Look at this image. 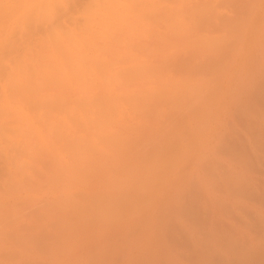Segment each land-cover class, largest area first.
<instances>
[{
	"label": "bare ground",
	"instance_id": "6f19581e",
	"mask_svg": "<svg viewBox=\"0 0 264 264\" xmlns=\"http://www.w3.org/2000/svg\"><path fill=\"white\" fill-rule=\"evenodd\" d=\"M258 2L0 0V256L49 250L46 264H80L85 233L107 223L108 209L122 213L126 190L181 139L172 132L187 108L254 67L246 39L230 34L264 13ZM206 19L224 47L204 51L206 39L192 36ZM198 180L181 211L199 228Z\"/></svg>",
	"mask_w": 264,
	"mask_h": 264
},
{
	"label": "rangeland",
	"instance_id": "374dc122",
	"mask_svg": "<svg viewBox=\"0 0 264 264\" xmlns=\"http://www.w3.org/2000/svg\"><path fill=\"white\" fill-rule=\"evenodd\" d=\"M258 1L264 11V0ZM245 19L230 35L246 39V52L251 50L258 65L253 58L254 67L234 75L229 85L224 78L223 87L201 91L209 103L204 108L188 107L181 115L184 127L172 132L181 139L152 161L154 172H145L140 185L126 190L129 202L122 213L113 215V208L108 209L107 223H95L91 235L85 233V238H93L91 243L84 239L80 264H258L257 259L264 260V13H247ZM212 28L206 19L192 34L206 39L201 48L207 52L227 44L226 34L219 38ZM213 97L219 101L212 108ZM210 170L220 175L217 187L210 184ZM194 174H199L202 192V205L192 207L199 212L192 213L199 215L194 220L199 219V228L183 215L181 206L193 187ZM170 176L172 186L161 190L159 184ZM47 251L41 255L47 262L26 251L20 257L1 252L0 262L46 264L52 259Z\"/></svg>",
	"mask_w": 264,
	"mask_h": 264
}]
</instances>
